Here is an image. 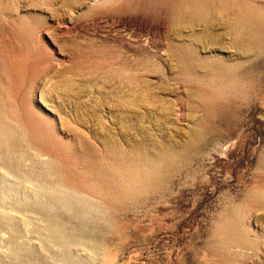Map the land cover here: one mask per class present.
Masks as SVG:
<instances>
[{
	"label": "rangeland",
	"instance_id": "374dc122",
	"mask_svg": "<svg viewBox=\"0 0 264 264\" xmlns=\"http://www.w3.org/2000/svg\"><path fill=\"white\" fill-rule=\"evenodd\" d=\"M0 264H264V0H0Z\"/></svg>",
	"mask_w": 264,
	"mask_h": 264
},
{
	"label": "bare ground",
	"instance_id": "6f19581e",
	"mask_svg": "<svg viewBox=\"0 0 264 264\" xmlns=\"http://www.w3.org/2000/svg\"><path fill=\"white\" fill-rule=\"evenodd\" d=\"M4 204V203H3ZM41 204V203H40ZM43 206V205H42ZM29 207V206H28ZM36 207V206H35ZM44 208V207H43ZM42 210H45V209H42ZM50 214V213H49ZM53 219V218H52ZM48 220H49V224H48V228H47V232H48V235H50V236H56L57 238V240H58V238H59V242H60V244H62L63 242H66V241H63V239H65V235H67V234H65L64 235V232H62V228H61V225H60V223L59 222H55V221H51V219L48 217ZM63 227V226H62ZM17 230L14 228V230H13V236L11 237V239H10V242H11V245H12V248H14V249H16V250H20V249H22V245H20V244H18L17 242H16V238H17ZM66 237H68V236H66ZM54 238V237H53ZM55 239V238H54ZM56 240V241H57ZM61 241H63V242H61ZM59 242H58V244H59ZM59 244V245H60ZM62 246V245H61ZM64 246V245H63ZM24 248V247H23Z\"/></svg>",
	"mask_w": 264,
	"mask_h": 264
}]
</instances>
